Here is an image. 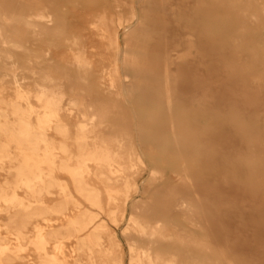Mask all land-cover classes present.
<instances>
[{"label":"rangeland","instance_id":"obj_1","mask_svg":"<svg viewBox=\"0 0 264 264\" xmlns=\"http://www.w3.org/2000/svg\"><path fill=\"white\" fill-rule=\"evenodd\" d=\"M30 1L32 7L36 0H29L28 4ZM38 1L53 26H57L58 35L50 41L54 45L48 51L43 41L32 39L28 32L21 29L16 30V41H21L25 52L14 53L15 65L7 66H15L12 73L0 70V123L13 122L16 126L22 124V117L13 115L7 103L16 101L13 93L15 89L27 91L34 86L32 80L35 76L24 65H35L45 58L54 57L58 62L54 68L56 78L39 87L41 90H49L50 94L45 98L46 107L57 110L55 119L58 123L86 124L88 116L84 112L92 110L100 113L101 120L96 122L93 135L87 138L86 143L90 149L93 150L92 141L100 137L124 141L125 158L120 165L111 163V166H106L102 162L86 159V178L100 186L102 192H117L121 207L116 224L100 212L92 210L98 214L97 219L105 222L115 242L112 254L104 259V263L109 264L111 258L119 257L123 264H136L127 253L128 239L137 236V229L130 222L134 216L145 222L147 230L155 234L153 253H159L163 258L172 256L176 264H194L192 258L200 261L203 257L205 261L217 259L219 264H264V218L255 216L256 202L241 192L244 186L249 187L245 185V167L241 156L246 144L242 133L233 124L240 116L238 111L242 104L236 100V105H240L236 108L235 103L229 105L231 101L228 99L232 93L240 91L237 87L241 85L233 83V79L262 71L261 61L250 54L264 44L257 41L233 42L230 38L219 40L198 34L185 35L183 21L179 20L178 15L186 14L189 10L185 17L191 16L189 14L193 3L190 4L189 0ZM25 3L27 0H0V4L13 8L22 16L33 13V7ZM162 3L168 8L165 14L173 17L167 22H163V14L156 10L163 6ZM131 12H134V20L128 21ZM182 17L184 20L185 17ZM222 20L224 23L225 17ZM132 24L136 33L130 38H122L123 28ZM172 31L176 34L174 39L164 35ZM114 33L119 34L117 40L114 39ZM121 49L127 50L129 63L135 64L125 66L126 77L122 69H117L115 74L112 72L115 67H119L117 56ZM77 51H83L92 62L86 84L74 82V69L70 64ZM34 55L40 59L37 61ZM133 70H139V73L133 74ZM165 75L167 86L163 83ZM138 79H141L140 83ZM123 86L132 88L135 98L123 99ZM80 88L83 89L82 95L74 99L77 102L83 100L84 105H68L72 94ZM31 100L34 103V97ZM231 109L238 111H234L233 115ZM235 115L236 118H233ZM134 119L142 122L143 142L155 145L151 153L149 146H137L131 139ZM177 133L186 134L180 141L182 139L187 143L183 142L186 145L183 147L184 144H181L175 150L171 144L174 139H178L175 136ZM187 137H191V145H188ZM179 153L183 156L185 167L180 164ZM213 157L220 164L223 161L226 169L235 172V177L227 175L230 177L226 179L228 183L222 179L224 172L218 174L219 168L215 173L208 170V165L211 169L213 167V163L208 164V158L211 160ZM76 159L75 148L62 159L66 164V170L60 173L63 178L67 177L69 171L82 168ZM237 160L242 167L238 166ZM194 162L200 168H195ZM14 165L5 169V172H9L6 178L10 184L13 181ZM0 175L3 176L4 172L0 171ZM102 177L111 178L112 182L114 179L118 183L108 188L101 180ZM215 191L218 193L216 199L221 198L216 215L210 207L213 200L210 197ZM178 198L185 200L186 208L175 206ZM58 201L56 196L45 198L48 207L55 206ZM191 205L197 208L194 212L199 214L197 217ZM84 208L90 210L86 205L82 206ZM75 212L72 205L64 208L61 214L47 212L42 218L31 220L25 231L32 236L40 227L42 230L59 229L66 223L68 216ZM3 219V214H0V226ZM200 223H204V226ZM123 231H127L128 239ZM6 232L1 227L0 237L10 238ZM85 233L79 236L85 237ZM136 244L139 249L148 246L144 238H139ZM205 246L208 249L201 251ZM42 254L60 259L62 264H72L77 255L75 239H65L61 244H47ZM80 260L84 264L85 257L80 255ZM13 264H40V258L30 246L21 258H14Z\"/></svg>","mask_w":264,"mask_h":264},{"label":"bare ground","instance_id":"obj_2","mask_svg":"<svg viewBox=\"0 0 264 264\" xmlns=\"http://www.w3.org/2000/svg\"><path fill=\"white\" fill-rule=\"evenodd\" d=\"M28 1L29 0H27L25 4H30L31 7L32 3L30 1L28 4ZM189 3H193L191 7L192 11L189 14L192 17H185L188 15L189 10L188 13L185 12L186 14L183 13L178 15L179 20L183 21L182 24L186 31V33H184L185 35L198 34L201 37H212L213 39L217 38L219 40L230 38L233 42L254 43L257 41L264 44V0H189ZM33 5V8L31 7L33 13L31 12L26 16H22L17 13L18 11L15 12L13 8L5 4H0V70L2 71L12 73L15 66L10 68H7V66L15 65L14 53L25 52L24 47L20 43L21 41H16V39H18V37H15L16 30L21 29L23 32H28L32 39L43 41L48 51L49 48L54 45L50 41L58 35L57 26H53L52 20L42 11L40 1L36 0ZM174 5L172 7H174ZM167 9V6H164V4L156 8L158 12L160 10L159 13L163 14V22H167L173 18L165 14L164 11ZM151 13H153V11ZM182 15L185 17L184 20ZM223 17L226 19L224 23H222ZM133 20L134 12H131L128 21ZM135 33L136 29L134 24H132L123 28L121 36L122 38H130ZM20 34L18 35L20 36ZM164 35L171 39L176 37L174 31L169 32V34L165 32ZM113 36L115 40L119 38V34L114 33ZM48 51H44V53ZM250 55L254 59L261 61L262 71L257 74L247 73L244 78L233 79V83L241 85L237 87L240 91L232 93V96L228 97V99L231 101L229 105L235 103L236 108L240 106L236 105V100L242 104L240 111L231 109L233 115L234 111L239 112L240 116L237 117V120L234 119L236 123L235 125L233 124V127L242 133V138L246 144V148L241 156L245 167V185L249 187L247 188L244 186V190L241 192L254 199L256 202L254 214L258 218L260 217L263 219L264 46L252 51ZM86 56L83 51H77L72 56V64H70V67L72 66L74 69V82L78 84H86L89 81L87 76L92 62L90 63L91 60L89 61ZM127 56V50L121 49L117 56L119 67H115L112 70L114 74L117 72V69H122L123 76L126 77V70H124L125 66L127 67V64L132 66L135 65L133 62L129 63ZM38 57L39 56L34 55L36 60L40 59ZM57 65L58 62L54 57L47 58V60L45 58V60L35 65H30L28 63L24 65V68H26L31 75L35 76L32 80L34 86L27 91H21L19 88L15 89L13 93L16 101H9L7 103V108L12 109L11 113L13 115L22 117V124L16 126L13 122L11 124L0 123V138H2L0 139V171L4 172L3 176L0 175L3 179L0 183V214L4 216L0 228H5L6 231H8L6 233L10 236V238L0 237V264H13L14 258H21L22 253L29 251L30 246H32L35 253L39 255L40 264H62L60 259L48 257L42 254V251L47 244H61L63 240L70 238L75 239V251L77 252L72 264H82L80 255L85 257L84 264H105L104 259L110 257L113 251L112 247L115 244L113 237L108 232L105 222L102 219H97L98 214L92 210L100 212L111 223L116 224L117 216L121 209L118 204V193H111L109 191L102 192L100 186L92 183L86 178V159L102 162L106 166H111V163L120 165L124 162L125 158L123 153L124 144H122L124 141L111 137H100V139H97L93 136L96 139L92 141L93 145L91 148H93V150L90 149L89 145L87 146L86 143L87 138L93 135L92 132L95 130L96 122L101 120L100 113L93 112L92 110H85L84 112L88 116V123L86 124L76 123L73 125L68 122L58 123L55 119L57 110H53L54 108L48 109L46 107L45 98L49 96V90L40 89L42 85H46L55 80L57 74L54 68H56ZM59 68H61V66ZM132 73L138 74L139 70H133ZM140 80L141 79H138L137 82L140 83ZM123 83L122 81V84ZM163 83L167 86L166 75L164 76ZM82 90L83 89L80 88L76 93L72 94V97H70L68 101V105H84L83 100L77 102L76 99H74V97L79 98L82 95ZM121 96L123 99L129 100L128 98H135L136 95L132 92V88L123 86ZM32 97H34V103L31 100ZM231 106H228L229 109L232 108ZM234 117L236 118V115L233 116V118ZM170 127L174 129L172 124H170ZM132 129L133 134L131 135V139H133L135 145H145L146 143L142 140L144 137L142 122L134 119ZM260 132L262 133L260 134ZM176 135L178 139H174L171 146L175 150H178L181 144L187 143L186 141H182V139L180 141V138L186 137L187 135L178 133L175 134V136ZM160 138L161 135H159V139ZM187 138L189 140V145L191 137ZM185 145L186 144H184L183 147ZM147 146L150 147L148 149L151 153L155 145L153 146L151 143H148L146 144V147ZM73 148L77 151L76 160L79 165H82V168L78 167L69 171L67 177L63 178L60 173L66 170V164L62 159L69 156ZM178 157L181 161L180 164L183 165L182 167H185L183 156L180 154ZM208 160V164L213 163L212 169L210 165H208V170L210 172L215 173L219 168L217 171L218 174L220 171L222 173L224 172V178L222 176V179L226 180L230 178L228 176L235 177V172L232 169H226L223 161L220 164L217 162L216 157H213L211 160L208 158ZM14 162L15 165L13 164ZM237 163L239 167H242L238 160ZM13 165V181L10 184L6 178L9 172H5V169L11 168ZM194 166L195 168H200V165L196 162H194ZM184 176L188 179L186 175ZM197 179H199V177ZM101 180L108 188H113L118 183V181L114 179L112 182V179L107 177H102ZM231 180L233 181V179ZM228 182L229 180L227 183ZM222 183L224 185L223 181ZM213 184L212 187L216 189V186H213ZM193 186L195 185H192V187ZM231 186L233 187V185ZM194 188H196V186ZM17 191L19 193H17ZM231 193L233 192L231 191ZM217 194V192L212 193L210 197L213 199L212 206L210 207L215 215L216 212L219 211L218 203L221 199L220 197L219 200L216 199ZM50 196H56L59 199L58 203L53 207H48L45 203V198ZM69 205H72L73 208L76 209V212L68 216L66 223L61 225L59 229L51 228L42 230L40 227L37 231L32 233V236L28 235V232L25 231L27 224H30L31 220L42 218L47 212L61 214L62 210ZM83 205L89 207L90 210L85 208L82 209ZM175 206L179 208L187 207L185 200L182 198H178L175 202ZM191 208L194 210L192 211L193 213L197 211V208L192 205ZM201 209L203 210L202 207ZM212 211L211 213L213 214ZM198 215L199 214H197L196 217ZM196 217H193V219ZM130 222L137 229V236L128 239L127 231H123L122 233L129 240L127 253L131 260L135 261L136 264H176L172 256L163 258L159 253H153V246L156 242L155 234L147 230V224L145 222L141 221L139 217L134 216L130 218ZM212 222H214V220ZM203 224L202 226H204ZM82 232H86L85 237L79 236ZM139 238H144L146 240L148 245L146 249H139L137 247L136 242ZM56 249L59 248L56 247ZM207 249L208 248L205 246L201 251ZM191 260L194 264H219L217 259L205 261L204 257L200 261L197 258H192ZM109 264L123 263L119 257H113L109 260Z\"/></svg>","mask_w":264,"mask_h":264}]
</instances>
